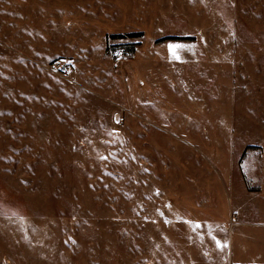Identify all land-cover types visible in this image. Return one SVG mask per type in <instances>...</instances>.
<instances>
[{
    "label": "rangeland",
    "instance_id": "obj_1",
    "mask_svg": "<svg viewBox=\"0 0 264 264\" xmlns=\"http://www.w3.org/2000/svg\"><path fill=\"white\" fill-rule=\"evenodd\" d=\"M0 264H264V0H0Z\"/></svg>",
    "mask_w": 264,
    "mask_h": 264
},
{
    "label": "trees",
    "instance_id": "obj_2",
    "mask_svg": "<svg viewBox=\"0 0 264 264\" xmlns=\"http://www.w3.org/2000/svg\"><path fill=\"white\" fill-rule=\"evenodd\" d=\"M141 35H128L127 37L128 38H136V37H140ZM122 38H124L123 36H113V37H111L110 39H113V40H115V39H122ZM133 46H131L130 48H132Z\"/></svg>",
    "mask_w": 264,
    "mask_h": 264
}]
</instances>
